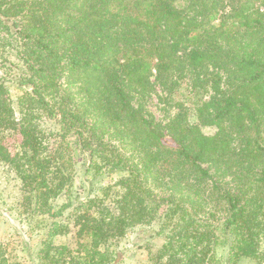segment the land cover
<instances>
[{"label":"trees","instance_id":"trees-1","mask_svg":"<svg viewBox=\"0 0 264 264\" xmlns=\"http://www.w3.org/2000/svg\"><path fill=\"white\" fill-rule=\"evenodd\" d=\"M0 51V163L44 227L38 264H115L155 223L151 264H264V0H0ZM167 80L162 124L131 93ZM74 146L119 188L78 193ZM0 264H21L3 243Z\"/></svg>","mask_w":264,"mask_h":264},{"label":"rangeland","instance_id":"rangeland-1","mask_svg":"<svg viewBox=\"0 0 264 264\" xmlns=\"http://www.w3.org/2000/svg\"><path fill=\"white\" fill-rule=\"evenodd\" d=\"M4 55L8 59H14V55L7 52L3 54L0 51V60ZM184 79L181 80V86L191 88V84L196 77V74L191 69H186ZM171 81L165 83H156L154 91L148 97H140L137 93L132 92L131 98L134 106L143 107L144 111L150 116L166 124L171 121L178 113V108L170 105L168 96L170 91ZM209 93L206 95L208 99L213 93L211 84L208 85ZM225 87V86H224ZM15 102L17 96L20 95L18 89L13 90ZM41 124L44 128L58 130L59 124L56 119L43 118ZM208 133H212L214 128H206ZM74 148V154L77 158V185L76 191L86 197L93 193H100L103 187L111 186V194L113 190H117L119 185L116 180L122 175L121 173L102 174L95 178H88L85 169V160L78 148ZM214 174V168H211ZM148 185L155 192L160 190L150 181ZM21 185L15 173L5 164L0 163V243H3L8 250V254L13 259L20 261L21 264H38L36 251L40 241L44 236V227H34L35 222L25 221L24 215L21 214ZM101 194V193H100ZM157 223L152 225L137 226L129 230L126 236L120 238L116 242L119 254L115 260V264H151L150 252L155 253L162 240L157 232ZM74 241V240H73ZM74 246L75 242H71ZM264 250V239L261 243ZM237 264H259L252 258H242Z\"/></svg>","mask_w":264,"mask_h":264}]
</instances>
